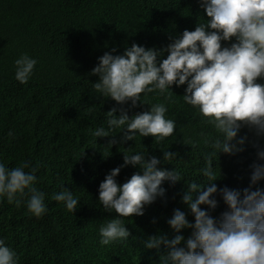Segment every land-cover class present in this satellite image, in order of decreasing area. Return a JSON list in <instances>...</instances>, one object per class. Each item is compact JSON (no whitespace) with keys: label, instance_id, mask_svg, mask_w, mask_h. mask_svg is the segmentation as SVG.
<instances>
[{"label":"trees","instance_id":"16d2710c","mask_svg":"<svg viewBox=\"0 0 264 264\" xmlns=\"http://www.w3.org/2000/svg\"><path fill=\"white\" fill-rule=\"evenodd\" d=\"M194 3L199 2L0 0V161L12 162L13 167L24 161L36 166L39 178L35 186L44 190L47 206L37 218L27 209L28 195L18 197L19 205L0 198V237L16 251L18 264H158L159 253L144 248L141 241L158 232L174 235L166 220L174 208L186 210L181 201L186 189L184 179L169 195L150 208L146 205L142 215L123 217L132 228L133 238L108 245L99 243L98 227L117 213L100 207L98 185L111 168L123 163V152L144 150L162 156L161 146L178 153L173 164L166 162L169 168L175 166L187 179L205 182L199 169L203 164L201 152L206 149L202 144L191 149L183 140L198 139L201 129H212L194 107L183 101L181 88L176 103L182 113L173 136L157 144L154 138L138 134L135 141L110 145L111 137L96 138L92 131L101 125L107 127L103 113L116 102L98 96L88 68L112 48L122 53L131 42H142L146 47L166 43L187 18L197 20L201 16L203 9ZM25 52L35 57L37 64L29 80L21 84L14 78L13 61ZM143 98L150 103L164 101L154 93ZM148 107L138 102L129 109V115ZM9 129L13 136L7 135ZM247 131L241 129V134ZM248 135L254 138L251 132ZM260 144L264 145V137ZM254 159L256 149L247 142L241 153H220L215 168L219 175L221 167L223 175L216 183L247 186L248 165ZM131 167L121 169L119 182L128 179L122 172ZM260 185L264 186V180ZM64 187L79 198L74 213L51 198ZM224 208L221 201L212 214L218 215ZM188 219L194 217L188 214ZM190 231L182 230L185 236Z\"/></svg>","mask_w":264,"mask_h":264},{"label":"clouds","instance_id":"9594fccd","mask_svg":"<svg viewBox=\"0 0 264 264\" xmlns=\"http://www.w3.org/2000/svg\"><path fill=\"white\" fill-rule=\"evenodd\" d=\"M198 2L194 4L203 9L201 16L197 20L187 18L166 43L146 47L142 42H131L122 53L112 48L88 68L98 96L116 102L103 113L107 127L101 125L92 131L96 138L111 137L110 145L135 141L138 134L154 138L157 144L173 136L182 113L176 103L181 88L183 101L212 129H201L198 139L183 140L191 149L201 144L206 149L201 152L199 172L206 178L202 183L182 176L175 166L168 167L166 162L173 164L178 156L169 147H160L162 156L144 150L123 152V163L111 168L98 185L100 207L117 213L99 225V243L133 238L132 228L122 218L142 215L146 205L150 208L184 179L181 201L186 210L174 208L166 220L174 235L158 232L141 241L144 248L159 253L158 264H264V186L260 185L264 180V145L260 144L264 137V0ZM36 64L35 57L21 53L13 61L14 78L26 83ZM148 93L162 96L164 101L150 103L143 98ZM138 102L149 107L129 115V109ZM245 128L248 131L241 134ZM7 135L14 133L9 129ZM246 142L256 149V159L248 165L247 186H219L216 181L223 173L219 167L217 175L216 158L220 153L245 151ZM128 165L132 167L122 172L128 179L119 182V172ZM36 171L28 161L16 167L0 161V198L19 205L18 197L28 195L27 209L39 218L47 206L44 190L35 186ZM51 198L63 202L73 213L79 203L68 187ZM221 201L225 208L213 215ZM188 214L194 219L189 220ZM183 229H191L190 234L185 236ZM0 264H18L16 251L3 237Z\"/></svg>","mask_w":264,"mask_h":264}]
</instances>
